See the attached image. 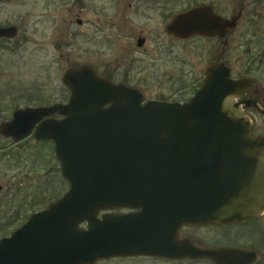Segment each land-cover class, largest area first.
<instances>
[{
  "label": "water",
  "instance_id": "water-1",
  "mask_svg": "<svg viewBox=\"0 0 264 264\" xmlns=\"http://www.w3.org/2000/svg\"><path fill=\"white\" fill-rule=\"evenodd\" d=\"M238 19L200 6L179 15L168 31L221 36L235 30ZM17 35L16 26L0 27V38ZM63 81L70 91L66 104L18 109L0 124V134L16 142L33 132L37 140L53 141L69 185L0 238V264H96L156 253L149 240L162 234L170 215L206 205L195 198L234 196L244 207L251 205L246 198H264V139L252 137L251 119L237 102L254 80L233 79L215 60L184 103L145 101L139 90L90 66L67 70ZM56 115L63 118H51ZM118 207L142 211L101 214Z\"/></svg>",
  "mask_w": 264,
  "mask_h": 264
},
{
  "label": "rangeland",
  "instance_id": "rangeland-1",
  "mask_svg": "<svg viewBox=\"0 0 264 264\" xmlns=\"http://www.w3.org/2000/svg\"><path fill=\"white\" fill-rule=\"evenodd\" d=\"M183 1L187 9L197 4L214 5L228 18L244 7L245 19L225 59L236 76L252 66V78L263 77L259 69H264V0ZM115 17V0H0V27L18 28L15 39L0 40V123L11 120L17 109L67 101L70 91L63 77L70 68L90 65L99 73H107L105 66L114 62L121 47L116 31L123 27ZM141 24L139 19L133 22L135 27ZM156 26L153 20L145 28ZM183 51L181 70H167L161 62L156 69L135 73L128 79L146 100L189 101L201 86L208 63L220 54L221 46L194 39L184 44ZM111 79L118 82L122 76ZM15 142L0 135V229H7L0 230V238L10 236L33 213L45 209L69 189L52 144L37 143L32 138ZM1 148L8 149V153L4 155ZM96 264L147 262L111 259Z\"/></svg>",
  "mask_w": 264,
  "mask_h": 264
},
{
  "label": "flooded vegetation",
  "instance_id": "flooded-vegetation-1",
  "mask_svg": "<svg viewBox=\"0 0 264 264\" xmlns=\"http://www.w3.org/2000/svg\"><path fill=\"white\" fill-rule=\"evenodd\" d=\"M183 4V0H115V18L118 25L119 23L123 25H120L123 28L117 27L118 30L116 31V37L121 45L118 48V55L112 64L107 63L110 65L105 66L104 69L107 73L104 74L99 73L94 66H83L92 67L99 76L109 79L115 84H124L137 88L141 92L139 87L132 83L131 79H128L135 76V73L141 75L143 71L156 69L161 62L167 65V70H173L171 67H177L181 70L184 66V59L181 58L183 46L191 40L196 39L205 43L219 44L221 46L220 54L212 61L219 60L227 66L235 80L240 78L254 80V84L250 88L248 87L245 94L237 99V102L241 104L245 114L251 119L253 124L252 137L264 139V74L263 77L256 80L252 78L250 73L252 66H247L242 73H239V76H236L233 68L225 59L227 49L234 40V34L240 22L245 19L244 7L236 15L228 18L218 12L214 5L197 4L195 7L187 9ZM171 6L173 8L178 7V9L170 10ZM200 6H209L214 13L229 20L238 16L235 30L227 31L221 36L195 35L189 38L179 37L168 31V27L179 15ZM136 19L142 20L140 27L133 25ZM153 20L157 22V26L151 29L145 28ZM78 24L82 25V20L78 19ZM0 40L10 39L0 38ZM250 63L248 62V65ZM207 67L203 71L205 75ZM111 68L113 72H109L112 70ZM259 72L264 73V69L260 68ZM116 75L122 76L118 82L111 79L112 76ZM67 102L68 100L58 101L51 105L39 107H50L54 104ZM259 117L261 120L259 119L260 123L256 127L255 124ZM51 118L62 119L63 117L57 115ZM9 120L6 119L2 122ZM2 137L6 140L9 139ZM30 138L37 143H50L54 146L53 141H39L34 134L24 140L14 142L18 144ZM1 151L4 152V155L8 153V149L5 150V148H1ZM194 200L206 205L195 206L189 213L170 215L163 222L162 234L149 240L150 245L157 250L156 253L135 254L113 259H128L131 263L143 261L147 264H264V198H246L244 201L251 204L247 207L236 206L235 203L239 199L234 196H215L195 198ZM141 211L142 208L118 207L114 210L103 211L101 214L110 212L115 215H129Z\"/></svg>",
  "mask_w": 264,
  "mask_h": 264
},
{
  "label": "trees",
  "instance_id": "trees-1",
  "mask_svg": "<svg viewBox=\"0 0 264 264\" xmlns=\"http://www.w3.org/2000/svg\"><path fill=\"white\" fill-rule=\"evenodd\" d=\"M0 230H7V229H0Z\"/></svg>",
  "mask_w": 264,
  "mask_h": 264
}]
</instances>
